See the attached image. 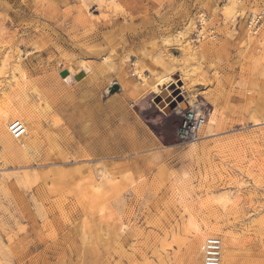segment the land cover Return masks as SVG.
I'll return each instance as SVG.
<instances>
[{"label":"rangeland","instance_id":"374dc122","mask_svg":"<svg viewBox=\"0 0 264 264\" xmlns=\"http://www.w3.org/2000/svg\"><path fill=\"white\" fill-rule=\"evenodd\" d=\"M261 10L0 0V264H203L209 236L221 264H264ZM194 102L209 122L184 143Z\"/></svg>","mask_w":264,"mask_h":264},{"label":"built area","instance_id":"2783aa9c","mask_svg":"<svg viewBox=\"0 0 264 264\" xmlns=\"http://www.w3.org/2000/svg\"><path fill=\"white\" fill-rule=\"evenodd\" d=\"M254 33L264 32V10L254 14L250 19ZM207 121L206 114L200 109L190 107L183 114L180 137L184 143L198 140L202 126ZM203 264H221L222 241L217 236H209L202 245Z\"/></svg>","mask_w":264,"mask_h":264},{"label":"bare ground","instance_id":"6f19581e","mask_svg":"<svg viewBox=\"0 0 264 264\" xmlns=\"http://www.w3.org/2000/svg\"><path fill=\"white\" fill-rule=\"evenodd\" d=\"M251 34V33H250ZM250 34H247L248 35V37H249V39L251 38V35ZM85 69V68H84ZM79 71L80 70H78V73H79ZM86 71V70H85ZM88 71H86V73H87ZM73 73V72H72ZM77 73V74H78ZM75 74V75H73V74H69V76L67 77V79L65 80V82H67L68 84H70L71 82H73V81H76V80H80L81 78H84V76H85V73H80V74ZM177 77V76H176ZM173 84H174V82H173V78L170 76V77H168V79L167 78H165L164 80H162L161 82H159V84H158V88L161 90V92H160V99L162 100V102H164L163 101V99H165L167 102H166V105L167 104H169L170 105V103H172L173 101L171 100L170 101V98L168 97V96H170V93L169 92H171L170 91V89H172V86H173ZM182 84H183V82H182ZM176 85V84H175ZM175 92H176V90L174 89V91H172V93H174V95H175ZM167 97V98H166ZM173 100H175V98L173 99ZM192 107V108H194V109H200V104L198 103V102H194L193 104H189L188 106H187V108L188 107ZM209 122V119L204 123V125L202 126V129H203V127L205 126V124H207ZM262 124L264 125V119L262 120ZM201 129V130H202ZM199 139V138H198ZM191 144H193V143H191ZM202 231V230H201ZM199 229L197 230V232H198V236H199V239L200 240H202V241H204L205 240V237H208L207 235H211L210 233H207V232H201ZM197 236V235H196ZM204 239V240H203ZM199 241V240H198ZM223 243V242H222ZM197 244H199V243H197ZM230 243H227V244H222V259H224V261H226V252H227V249H228V246L227 245H229ZM198 247V246H197ZM202 247V246H201ZM202 250V249H201ZM199 254L200 255H202V252H200V250H199ZM228 261V263H229V259H227ZM187 264H196V262H195V259L193 258H190L189 259V261L187 262Z\"/></svg>","mask_w":264,"mask_h":264},{"label":"crops","instance_id":"0c3cea01","mask_svg":"<svg viewBox=\"0 0 264 264\" xmlns=\"http://www.w3.org/2000/svg\"><path fill=\"white\" fill-rule=\"evenodd\" d=\"M128 112H129V110H128ZM139 132H140V131H139ZM136 133H137V132H136ZM145 133H146V132H145ZM147 133H148V132H147ZM134 136H135V137H138V136H140V135H139V134H135ZM145 136H147V140L145 141L146 145H148L149 147H154V146L157 145L156 140H155L151 135L146 134ZM135 146H138V147L142 146V141L140 142V139L135 140Z\"/></svg>","mask_w":264,"mask_h":264},{"label":"water","instance_id":"95a60500","mask_svg":"<svg viewBox=\"0 0 264 264\" xmlns=\"http://www.w3.org/2000/svg\"><path fill=\"white\" fill-rule=\"evenodd\" d=\"M68 74H69V72H67V71L64 72V73H63V77H66ZM160 100H161L160 97H156L155 102H156V103H159Z\"/></svg>","mask_w":264,"mask_h":264}]
</instances>
